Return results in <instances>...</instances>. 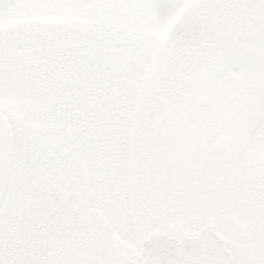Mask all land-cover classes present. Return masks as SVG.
Masks as SVG:
<instances>
[{
  "label": "snow or ice",
  "instance_id": "snow-or-ice-1",
  "mask_svg": "<svg viewBox=\"0 0 264 264\" xmlns=\"http://www.w3.org/2000/svg\"><path fill=\"white\" fill-rule=\"evenodd\" d=\"M0 264H264V0H0Z\"/></svg>",
  "mask_w": 264,
  "mask_h": 264
}]
</instances>
